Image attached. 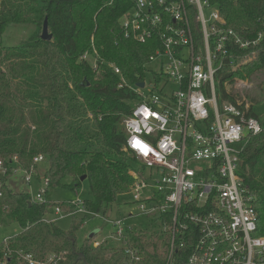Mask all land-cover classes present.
<instances>
[{
    "label": "trees",
    "instance_id": "obj_1",
    "mask_svg": "<svg viewBox=\"0 0 264 264\" xmlns=\"http://www.w3.org/2000/svg\"><path fill=\"white\" fill-rule=\"evenodd\" d=\"M206 1L219 11L225 29L232 33L215 93L219 103H234L223 83L249 79L264 70V0ZM132 6L131 0L112 4L106 0H0V162L5 168L0 175V227L20 228L6 245L0 244V259L9 253L8 264H27L21 254L37 262L54 255L50 264L185 263L190 244L179 232L173 241L176 252L169 259V213L155 218L161 233L125 228L118 237L119 247L107 241L93 247L95 234L80 245L76 242L87 217H104L133 183L129 171L135 161L123 151L125 134L120 123L139 102L131 88L144 81L145 65L161 44L156 38L141 44L124 37L119 20ZM188 7L190 23L196 27L194 8ZM44 22L50 41L41 39ZM10 26H32L34 31L19 45L4 47L2 35ZM240 43L247 45L240 48ZM84 55L89 61L81 59ZM109 64L119 69L125 81L122 88ZM250 115L258 118L253 107ZM261 125L259 134L247 137L237 173L253 197L256 235L264 237V120ZM37 156L46 165L41 170L47 180L44 194L49 188L78 191L86 182L90 198L83 199L82 206L88 214L75 216L71 202L31 201L28 193L7 185L16 168L34 167L37 172L33 164ZM55 208L70 217L67 230L59 228L57 221H45Z\"/></svg>",
    "mask_w": 264,
    "mask_h": 264
},
{
    "label": "built area",
    "instance_id": "obj_2",
    "mask_svg": "<svg viewBox=\"0 0 264 264\" xmlns=\"http://www.w3.org/2000/svg\"><path fill=\"white\" fill-rule=\"evenodd\" d=\"M131 1L133 6L120 21L124 37L141 44L156 38L161 44L145 65L152 83L146 86L144 79L143 88H131L139 102L120 123L123 151L137 165L130 171L132 202L141 215H171L169 259L176 252L173 241L179 232L190 244L184 264H264V237L256 235L253 197L237 173L239 154L247 137L262 131L261 121L250 115L247 101L219 103L215 93L232 33L206 0ZM188 6L194 8L196 27L190 23ZM150 64H156L158 71L148 70ZM109 67L122 88L125 81L119 69ZM135 140L151 150L145 154L133 147ZM41 162V156L33 158L34 165ZM16 172L30 184L29 171L16 168ZM4 174L0 162V175ZM43 182L46 187L47 180ZM31 201L44 202L43 193ZM71 204L75 213H86L80 198ZM53 214L56 218L47 219L48 223L64 217L59 208ZM113 225L120 237L125 230L121 221ZM7 241L0 239V244ZM19 257L27 264H50L56 259L49 255L37 262L30 255ZM9 260L6 253L0 264Z\"/></svg>",
    "mask_w": 264,
    "mask_h": 264
},
{
    "label": "rangeland",
    "instance_id": "obj_3",
    "mask_svg": "<svg viewBox=\"0 0 264 264\" xmlns=\"http://www.w3.org/2000/svg\"><path fill=\"white\" fill-rule=\"evenodd\" d=\"M121 18L119 22L121 21ZM33 31L34 28L32 26H10L2 35V45L4 47L17 46L21 42L26 41ZM84 58L86 61H89L88 56L85 55ZM91 65L93 68L95 61H93ZM110 65L114 67L112 64H109V66ZM147 69L151 71H158L156 64L148 65ZM94 70H96V68ZM151 78L152 76L150 74L146 75V86L152 83ZM232 81L233 82L226 81L223 83L224 91H226L228 95L232 96L236 100L247 101L249 105L253 107V111L258 119L262 122L264 120V70L252 75L249 79L235 78ZM143 93L147 94L148 90L144 89ZM45 166L46 165L41 162L37 164V172L34 167H30V169L27 170L31 175L34 174L30 184L24 183L23 174L21 172H16L8 180L7 185L15 192L28 193L32 199H36L40 193H43V199H46L52 203L69 204L70 202H75L79 197L81 200L90 198L89 187L86 182L82 184L78 191H72L64 188H49L47 194L45 195V186L43 182L44 178L41 174V170L43 171ZM131 166L133 169L137 168V165L134 163L131 164ZM30 170H32V172ZM35 175L38 178L34 177ZM128 193L126 195L119 196L117 201L111 205L104 217H92L91 215L87 217L84 226L76 233L77 245H80L81 242L90 235L95 234L94 238H97H93V241H91L93 247H96L102 241H107L108 245L110 246L119 247L120 240L115 235L117 227L113 225V222L117 221H121L123 230L125 228H140L146 230L148 234L161 233L162 227L155 217L141 215L136 204L132 202L131 196ZM74 215L81 217L79 213ZM52 216L53 210L49 212L47 219H52ZM47 219H45L46 222H48ZM70 221V217L64 215L63 218L57 220V225L62 230H67L70 226ZM19 231L20 228L17 225H12L5 228L0 227V239H9Z\"/></svg>",
    "mask_w": 264,
    "mask_h": 264
},
{
    "label": "water",
    "instance_id": "obj_4",
    "mask_svg": "<svg viewBox=\"0 0 264 264\" xmlns=\"http://www.w3.org/2000/svg\"><path fill=\"white\" fill-rule=\"evenodd\" d=\"M41 39L43 41H50L51 40V35H49V33H48L46 22H44L43 27H42ZM143 86H144L143 83H139L136 85V87H138V88H143ZM84 179H85V177H82L80 181L83 182ZM90 236H89V238H90Z\"/></svg>",
    "mask_w": 264,
    "mask_h": 264
},
{
    "label": "clouds",
    "instance_id": "obj_5",
    "mask_svg": "<svg viewBox=\"0 0 264 264\" xmlns=\"http://www.w3.org/2000/svg\"><path fill=\"white\" fill-rule=\"evenodd\" d=\"M132 146L135 147V148H139L145 154H147V152H149L151 150L150 148H148L146 145H144L139 140H135V142L133 143Z\"/></svg>",
    "mask_w": 264,
    "mask_h": 264
},
{
    "label": "crops",
    "instance_id": "obj_6",
    "mask_svg": "<svg viewBox=\"0 0 264 264\" xmlns=\"http://www.w3.org/2000/svg\"><path fill=\"white\" fill-rule=\"evenodd\" d=\"M52 217H53L52 219L56 218V217L54 216V214H53V216H52Z\"/></svg>",
    "mask_w": 264,
    "mask_h": 264
}]
</instances>
